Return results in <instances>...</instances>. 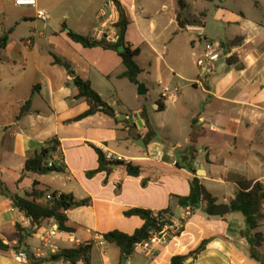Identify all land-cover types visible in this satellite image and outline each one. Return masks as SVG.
I'll return each mask as SVG.
<instances>
[{
	"label": "crops",
	"instance_id": "0c3cea01",
	"mask_svg": "<svg viewBox=\"0 0 264 264\" xmlns=\"http://www.w3.org/2000/svg\"><path fill=\"white\" fill-rule=\"evenodd\" d=\"M112 1L37 0L31 8L0 0V37L8 34L0 48V184L9 194L24 197L38 182L42 203L52 193L90 201L66 212L73 233L60 232L52 219L46 220L21 248L48 252L41 240L55 230L51 243L61 249L91 244L90 264H169L208 240L184 264H264L249 256L250 245L241 236L242 215L229 209L208 216L206 203L153 257L135 250L124 259L116 245L103 240L108 232L132 234L143 225L139 217L125 216L130 210L167 211L182 220L178 198L189 194L193 177L211 194L213 205L229 207L239 182L264 187V0H253L250 16L242 4L235 7V0H215L214 8L188 14L198 17L197 23L180 32L174 20L177 0H117L130 19L126 41L140 51L138 85L121 77L124 67L115 51L84 48L66 35L67 30L85 37L94 29L115 33ZM38 10L48 14L47 21L36 17ZM208 14L215 21L213 35L205 31ZM235 39L237 45L223 48ZM207 43L222 50L211 65L204 57ZM75 76L89 81L115 117L95 114L67 123L87 110L84 100L76 99ZM153 87L157 97L152 102ZM158 101L164 105L161 111ZM23 107L26 112L20 115ZM142 109L154 133L148 140ZM120 115L123 120L116 118ZM55 144L53 158L64 165L63 173L26 170L28 158ZM95 149L140 167V175L128 176L123 165L111 164L88 177L99 166ZM16 226L33 229L0 192V240L9 247L0 252V264H27L14 259L20 238ZM263 227L264 220L255 232L264 237ZM257 252L264 259L262 246Z\"/></svg>",
	"mask_w": 264,
	"mask_h": 264
},
{
	"label": "trees",
	"instance_id": "16d2710c",
	"mask_svg": "<svg viewBox=\"0 0 264 264\" xmlns=\"http://www.w3.org/2000/svg\"><path fill=\"white\" fill-rule=\"evenodd\" d=\"M114 7V21L111 23L112 28L115 31L117 37L115 42H108L106 39L94 40L90 37L80 36L73 33L71 30H67V37L74 43L81 45L84 48H95L101 47L105 50L115 51L122 62L124 72L121 77L127 79L130 83L138 85V76L141 73L139 66L136 63V57L139 55L138 48H132L126 41V32L130 24V19L127 11L122 4L113 0ZM187 8L186 0H177V9L174 11V20L177 25V32L182 31L186 25L197 23L196 20H190L184 15V11ZM194 19V18H193ZM8 34L5 33L0 37V48H4L7 44ZM238 44V40L235 39L223 46L226 50ZM56 63H61V60L54 57ZM72 84L76 89V99H83L87 105V110L76 116L67 123L77 122L86 117L95 114L109 115L110 107L100 98V96L91 88L89 81L83 80L78 76H75L72 80ZM164 105L158 101L157 110L161 111ZM26 112V107H23L20 115ZM141 117L148 128V133L145 140L148 137L151 139L154 135L153 131L149 126V121L145 109L141 111ZM99 159V166L97 169L87 173L88 177H91L106 168L109 169L111 164H121L128 176L137 177L141 173V169L138 166L133 165L130 162H108L104 158V154L99 150L95 149ZM56 151V144L50 148H44L39 153L34 154L26 161V167L29 172L45 175L52 173H63L64 165L58 160L53 158ZM49 163L51 166H49ZM190 171L193 168L187 166ZM239 192L236 194L233 200L229 203V209L231 212L240 213L244 219L245 229L241 231V236L245 238L250 245L249 256L255 261L264 263L263 257H261L257 248L260 247L264 242V237L261 233L255 232L264 220L262 214V205L264 202V187L258 182L242 181L238 183ZM40 184L38 182L33 183V191L30 194H26L24 197H20L17 194H9L5 187L0 184V192L3 196L8 198L13 205L20 211L23 212L25 217L30 221V225L33 229L23 230L19 226H16L17 231L20 234L18 241V248L15 251H23L27 254V264H45L50 261L49 259H39L30 252L26 247H22L23 241L30 237L40 225L46 220H53L57 229L64 233H73L74 228L70 226L69 221L66 217V212L69 209L78 208L89 205V200H76L71 195L52 193L50 199L42 203L43 192L40 191ZM190 191L185 197L178 198V203L182 208L189 207L193 210L198 208L201 203H206L207 207L215 203L211 194L200 184L198 178L193 177L189 180ZM168 213L167 211H161ZM125 216H137L143 220V225L136 229L132 234H126L120 231H111L103 235V240L109 244L116 245L122 258L126 259L135 251V245L146 240L152 230L159 229L155 215L151 211L134 209L125 213ZM208 240H204L200 245L190 252L187 256H175L172 257L169 264H184V261L188 258L195 259L204 249ZM20 249V250H19ZM92 250L91 244L79 245L72 248H60L59 254L54 258L68 261L70 264H90V253ZM9 251V247L3 244L0 240V252L6 253Z\"/></svg>",
	"mask_w": 264,
	"mask_h": 264
},
{
	"label": "built area",
	"instance_id": "2783aa9c",
	"mask_svg": "<svg viewBox=\"0 0 264 264\" xmlns=\"http://www.w3.org/2000/svg\"><path fill=\"white\" fill-rule=\"evenodd\" d=\"M37 0H13V4L18 7H36ZM36 17L41 21H47L48 14L42 10H38L36 12ZM90 38L94 40H101L106 39L108 42H115L117 37L115 33L108 34L106 32H103L100 29H94L91 32ZM204 57L206 61L211 65L218 61L222 54V50L218 46H214L211 43H207L204 46ZM162 97L165 96L164 93L161 94ZM104 158L108 162H121L123 161V158L116 156L112 154L111 152L105 151ZM49 166L51 164L49 163ZM46 199H50V195H47ZM193 209L189 207L182 208V216L183 219L180 221L174 220L169 213H163V212H157L154 213L155 218L157 222H159L157 230H152L150 232L149 237L135 245V250H139L142 253H144L146 256L153 257L156 252L159 250L160 247L165 246L172 238L177 236L181 230H182V224L185 219L189 218L192 213ZM55 230L50 231L49 233L45 234L42 238V247L45 250L36 249L34 253V256L39 259H49L52 258L50 261H48L45 264H70L68 261L64 260L63 258L60 259H54V257L59 254L60 248L54 244L51 243V240L55 236ZM98 239V238H97ZM104 243L101 239L99 241V247L103 248ZM14 259L17 262H26L27 260V254L23 251H18L14 253Z\"/></svg>",
	"mask_w": 264,
	"mask_h": 264
},
{
	"label": "rangeland",
	"instance_id": "374dc122",
	"mask_svg": "<svg viewBox=\"0 0 264 264\" xmlns=\"http://www.w3.org/2000/svg\"><path fill=\"white\" fill-rule=\"evenodd\" d=\"M235 1H236L235 7H238L239 4H242L247 15L250 16V15L254 14V12H253V0H235ZM259 1L262 3V0H259ZM187 3L191 7V10L188 8V10L184 11L185 17H187L190 20H196V19H198V17H191V15L189 16L188 14H190V13L196 14L195 12H197L198 9H205V8L212 9V8H214L213 5L215 4V0H213V2H208V1H203V0H198L197 2H195L194 0H187ZM194 9H197V10L194 12ZM205 21H206V24H205L206 33L211 32V35H213L212 34L213 32L211 30H213V27L215 26V21L212 19L211 15H209V14H208V17L206 18ZM199 70L201 71L200 68H199ZM154 89H155V87H153V89L152 88L150 89V98H151L152 102L157 97L155 95V92L153 91ZM260 231L264 234V227L261 228ZM261 246H262V251H264V242ZM123 260L124 259H122V262H123Z\"/></svg>",
	"mask_w": 264,
	"mask_h": 264
},
{
	"label": "water",
	"instance_id": "95a60500",
	"mask_svg": "<svg viewBox=\"0 0 264 264\" xmlns=\"http://www.w3.org/2000/svg\"><path fill=\"white\" fill-rule=\"evenodd\" d=\"M63 67L65 68L66 71L69 70V65L64 64ZM72 76H74L73 73H71ZM143 88L142 85H139L138 87V93L141 94L140 89ZM109 114L112 117H115V113L112 110H109ZM119 120H123L124 119V115H120L119 117H116ZM26 170H28V168H26ZM229 211V207L227 205H211L207 208V215L208 216H222L227 214ZM55 259V258H54Z\"/></svg>",
	"mask_w": 264,
	"mask_h": 264
}]
</instances>
